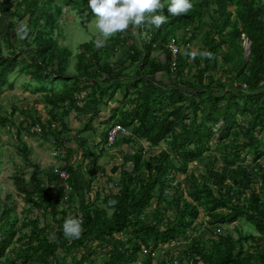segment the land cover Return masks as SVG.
Returning <instances> with one entry per match:
<instances>
[{
	"label": "trees",
	"instance_id": "obj_1",
	"mask_svg": "<svg viewBox=\"0 0 264 264\" xmlns=\"http://www.w3.org/2000/svg\"><path fill=\"white\" fill-rule=\"evenodd\" d=\"M163 2L162 14L168 18L167 23L159 29L146 25L144 29L119 33L102 48L95 46L94 37L81 45L75 56L77 74L70 76L72 51L69 45L59 44L54 34L62 30L59 18L63 6L94 17L88 0H0V12L12 14L16 21L0 28V39L11 46L5 56L0 43V89L12 85L11 75H26L37 89L46 92L44 101L51 107L52 121L56 122L60 113L67 114L68 104L80 114L93 111L80 137L85 136L84 131L93 132L91 127L100 117V107L107 106L119 93L121 105L102 124L108 130L120 124L130 133L124 136L125 143L138 146L132 156L125 158V162L129 158L133 161L130 168H121L120 181L106 189L97 188L94 196L91 187L79 188L73 181L77 170L68 158L63 167L71 176V193L66 194L57 178L54 187L45 185L38 172L27 184L20 179L19 191L29 205L23 225L29 226V231L18 234V218L11 220L14 209L2 202L0 264H153V256L143 249L154 251L172 243H187L196 263L264 264V199L253 184L260 178L264 185V168L259 165L261 171L255 174L242 162L244 153L253 155L254 161L264 156V0H193V9L181 16L168 13L169 0ZM22 22L30 31L17 47L21 49L18 54L12 35ZM194 32L198 33L195 40L201 35L202 42L196 53L210 51L213 59L188 55L194 52L190 48L195 40L189 37ZM181 37L185 55H180L173 71L168 44L171 39L180 44ZM245 38L250 42L249 56L242 45ZM123 48L126 50L121 61L111 63L112 54L121 53ZM127 64L132 67L131 74L123 70ZM52 79L63 80L59 91L50 89ZM7 121L8 117L0 118L1 125ZM219 123V143L228 149L222 155L224 165L219 168L209 162L208 174L190 176L191 201L183 195L171 196L173 174L187 173L190 162L203 158L214 138L213 127ZM29 127L36 133L39 127L42 135L56 139L69 132L65 124L59 128L40 119H30ZM20 133L21 155L29 159L31 150ZM229 138L234 142L225 143ZM142 140L151 146L168 141L170 151L146 156L138 144ZM101 150L105 151L104 147ZM85 151L92 155L89 148ZM97 159L93 154L92 179L97 176ZM74 198L77 206L72 205ZM201 207L209 215L210 227L234 223L245 216L256 233L237 228V238L228 233L220 241L211 238L207 243L195 238L189 244L184 241L186 231L196 223ZM70 212L82 221V232L78 238L68 240L63 225ZM180 238L183 241L179 243ZM90 240L106 248L102 261L98 257L92 260L98 254L96 250L78 254ZM247 240L253 241L249 247L244 243ZM13 246V256H6ZM165 260V264H171L170 259Z\"/></svg>",
	"mask_w": 264,
	"mask_h": 264
},
{
	"label": "rangeland",
	"instance_id": "obj_2",
	"mask_svg": "<svg viewBox=\"0 0 264 264\" xmlns=\"http://www.w3.org/2000/svg\"><path fill=\"white\" fill-rule=\"evenodd\" d=\"M92 19H94V17L89 16L88 13L79 14L77 10L71 8L70 6H63L62 16L59 18L60 24H62V30L57 29L54 35L56 37L58 36L59 44L62 46L69 45L72 51L68 65L70 76H76L77 74L75 56L81 51V45L92 41L95 37L94 26L92 28L88 27V23L91 22ZM11 21L16 22L12 17V14H7L5 11L0 12L1 29L5 28L4 25H8ZM196 26L197 23L192 27V29ZM19 27L15 26V31H13V33L16 32V34L12 35L14 37L15 48L24 43V39H21L19 35ZM3 32H5V30H3ZM196 34L198 33L194 32L192 33V36L189 34L190 41L195 40ZM179 42L181 47H183L184 38L182 39L181 37ZM0 43L2 46L1 52L3 55L8 56L11 46L7 42L5 43L2 38L0 39ZM200 43H202L201 35L193 42L192 48L190 49L197 52L200 50ZM249 44V40L245 38L242 45L247 51L246 55H248L249 52ZM17 49L18 54H20L21 49ZM24 50L27 54L30 52L27 50V47H25ZM125 50L126 49L123 48L122 52L117 55H115L116 53H113L110 62L115 64L116 61H121ZM181 50L182 53L180 55H185L184 49ZM159 55L161 59L164 58L162 53ZM188 62H192V60H189ZM104 63L105 61H103V64ZM123 70H125L126 73H132V67L129 64L124 66ZM9 79L12 85H8L3 89H0V118L8 117V121L4 125H1L0 123V208L1 210H4L5 207L2 206V202H4L7 203L11 209H14L11 220L13 222V219L16 217L18 218L16 230L18 234L21 235L29 231V226L23 225L26 221V210L29 205L23 199V193L19 191L18 187L20 186V183H18V181L20 182V179H23L27 184L30 182L32 174L38 172L45 185L50 183L53 184L52 187H54L55 182H57L54 170L56 167L63 168L64 162H66V158H68L67 161H69L74 169L77 170V175L74 180H72L79 184L77 185L79 188L81 187L86 189L91 187V194L94 196L97 188L100 190L106 189L109 184H117L120 181L121 168L126 166L130 168V164L133 161L132 158H129V161L125 162V158L132 156L138 146L134 144H126L123 139L124 136L120 137L113 147L107 148L105 146V135L108 132V127L106 125L104 126L102 123L104 121L108 122L113 115V110L121 105L120 101L122 102V97L119 93L117 98L112 99L107 106L100 107V117L94 121L93 126L91 127L93 132L84 131L83 135L85 136L80 137L81 135H79V133L84 130L86 123L93 114V111H89L91 112L89 114H80L76 109H73L68 104L67 114L63 116V113H60L56 122L52 121V117L49 113L51 107L44 101V94L46 92H43L41 89H37L35 87L34 80H31L30 77L26 75H11ZM164 81L168 82V79L164 78ZM62 83L63 80H54V85L50 89L54 92L59 91L62 88ZM120 91L123 90L120 89ZM13 109H16L15 113H13ZM26 112H29V114H26ZM30 119H40L44 124L51 122L54 127L59 128L63 127L65 124L67 125L69 132L68 134H64V136L60 139L42 135L39 131V127L36 128L37 133L32 130L31 127L28 128ZM221 123L213 127L214 138L210 141V149L204 153L203 158L198 161L190 162L187 173L175 172L173 174L174 182L171 188V196L183 195L191 201L192 199L188 193L191 183L190 176L195 175L200 177L202 174H208L209 168L206 165L209 162H215L219 168L224 165L222 155L223 153L228 152V149H225V147L222 146V143H219L220 137L218 135V130L221 127ZM102 125L103 128L101 127ZM94 131H96L97 134H94ZM18 132H21L20 135L22 134L24 141L31 150L29 159L21 155V149L19 146L20 137L18 136ZM128 134H130L129 131ZM61 140H63V143L59 145L58 143ZM99 141L102 142L98 145L100 150L104 147L105 151L97 150L98 146H95L94 142ZM233 142V138L226 139L225 141V143ZM83 144L88 145V147H83ZM138 144L143 146L146 156L153 155L156 157L162 150H166L167 152L170 151L168 141H165L158 146H151L146 140H142L141 143ZM69 148L71 152H68ZM88 148L92 152V155L85 153V150ZM55 149H60L62 156H53ZM93 154L98 157L96 170L97 176L95 179L91 178L94 166L92 160ZM171 156L174 155L171 154ZM69 157H71V159H69ZM242 162L249 167L251 172L255 174L261 171L258 169L260 164L258 161H254L253 155L251 154L244 153ZM175 163L177 164L176 160ZM142 176L143 178L145 177L144 175ZM70 181L71 176H69L68 180L64 181V184L59 183V186L64 185L67 189V191L65 190L66 194L73 191L71 189ZM253 184L254 189L259 191L260 196L264 199V185L262 184V180L258 178ZM106 193L107 191L102 192L101 198H103ZM7 197L10 199H7ZM72 205H78V200H76V198L73 199ZM199 211L200 216L198 217L196 223L193 227L187 229L186 231L184 241H187L189 244L191 240L195 238H201L202 241L207 243L210 242L211 238L220 241L222 238L221 236H226L228 233H231L234 238H237V228L244 233H256V229L249 221H247L245 216L241 217L234 223H222L221 227L217 226L216 228H213L209 225L210 218L207 211L202 207L199 208ZM219 211L226 212L227 210L219 209L218 212ZM147 212H149V210ZM168 212H172V210L168 209ZM70 217L73 218L71 212ZM182 241L183 238L178 240L179 243ZM244 243L246 247H249L253 244V241L247 240ZM187 246V243L185 245L178 243L174 245V243H172L161 246L165 247L167 252L166 255L164 258L162 256L152 257V262L153 264H165V258H168L171 260V264H201L200 262L196 263L195 258L189 254ZM13 250L14 246L10 247L6 256H13ZM95 250L98 254L93 256L92 260H96L98 257V260L102 261L104 258V255L102 256V254L106 248L94 240L88 241L84 247L79 250L78 254L83 252L89 253L90 251ZM161 255L163 254L161 253ZM71 256L75 258L77 257V254L75 255L72 253ZM140 261L141 263L143 262L142 259Z\"/></svg>",
	"mask_w": 264,
	"mask_h": 264
},
{
	"label": "clouds",
	"instance_id": "obj_3",
	"mask_svg": "<svg viewBox=\"0 0 264 264\" xmlns=\"http://www.w3.org/2000/svg\"><path fill=\"white\" fill-rule=\"evenodd\" d=\"M88 7L94 16L88 27L95 28L94 44L97 48L105 47L112 37L130 29L136 31L144 29L146 25L159 29L168 19L162 14L165 8L163 0H88ZM193 7V0H169L167 4L168 13L173 16L187 14ZM29 31L27 24L22 22L19 29L20 38H26ZM188 55L193 59L197 55L201 59L214 58L207 50L199 53L191 52ZM56 178L64 184L59 177ZM109 203L114 205L116 202L109 201ZM63 230L67 238H78L82 232V221L69 217L63 225Z\"/></svg>",
	"mask_w": 264,
	"mask_h": 264
},
{
	"label": "built area",
	"instance_id": "obj_4",
	"mask_svg": "<svg viewBox=\"0 0 264 264\" xmlns=\"http://www.w3.org/2000/svg\"><path fill=\"white\" fill-rule=\"evenodd\" d=\"M247 43V42H246ZM168 48L171 54V69L174 71L177 68L178 65V58L180 54L182 53V47L181 45L175 40L171 39L168 44ZM250 47V44H249ZM129 135L128 130L121 126L120 124L113 125L107 132V136L105 139V145L107 148H111L120 137ZM100 142V141H99ZM99 142H96L98 144ZM53 156H62L60 149H55L53 152ZM258 163L264 168V156L258 159ZM55 175L59 177L62 181L68 180L69 178V172L63 167H56ZM67 191V189L65 188ZM144 253H149L151 256L156 257L157 255H160L164 257L166 255L165 247H159L156 250L152 251L151 249H143ZM161 253L163 255H161Z\"/></svg>",
	"mask_w": 264,
	"mask_h": 264
},
{
	"label": "water",
	"instance_id": "obj_5",
	"mask_svg": "<svg viewBox=\"0 0 264 264\" xmlns=\"http://www.w3.org/2000/svg\"><path fill=\"white\" fill-rule=\"evenodd\" d=\"M250 52H248V56H249Z\"/></svg>",
	"mask_w": 264,
	"mask_h": 264
}]
</instances>
